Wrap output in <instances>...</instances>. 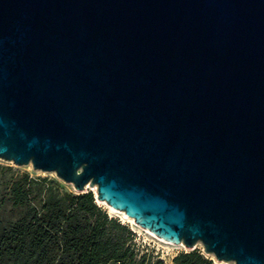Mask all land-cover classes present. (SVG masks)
Listing matches in <instances>:
<instances>
[{
	"label": "water",
	"instance_id": "water-1",
	"mask_svg": "<svg viewBox=\"0 0 264 264\" xmlns=\"http://www.w3.org/2000/svg\"><path fill=\"white\" fill-rule=\"evenodd\" d=\"M0 158L264 264V0H0Z\"/></svg>",
	"mask_w": 264,
	"mask_h": 264
},
{
	"label": "trees",
	"instance_id": "trees-1",
	"mask_svg": "<svg viewBox=\"0 0 264 264\" xmlns=\"http://www.w3.org/2000/svg\"><path fill=\"white\" fill-rule=\"evenodd\" d=\"M15 217L0 222V264H165L140 253L134 232L110 218L94 192H73L48 177L23 172L8 182ZM178 264H221L200 250L181 252Z\"/></svg>",
	"mask_w": 264,
	"mask_h": 264
},
{
	"label": "rangeland",
	"instance_id": "rangeland-1",
	"mask_svg": "<svg viewBox=\"0 0 264 264\" xmlns=\"http://www.w3.org/2000/svg\"><path fill=\"white\" fill-rule=\"evenodd\" d=\"M29 172L32 176L36 177H48L55 179L61 188L67 189L79 193L80 190H77L72 183L66 182L56 175L54 171H42L40 169H35L32 164L18 165L12 161L0 158V222L5 223L9 219L15 217L17 211H13L11 203L9 201V192H8V182L15 176L23 173ZM90 190L86 188L85 191ZM101 208L108 214L110 218H117L121 221V214L118 212H110L108 207L102 203L98 202ZM124 221V220H123ZM122 222V221H121ZM134 232V237L132 242H136L141 245L140 253L151 254L153 259L160 258L164 261L165 264H178L175 261V257L181 253L192 250H200L206 257L213 259L214 262L220 263L215 256L210 253H205L202 244H197L195 248H185L181 245L170 244L167 241H161L146 233L145 231H139L138 228L133 227V224L129 221L122 222ZM224 264H235L232 261H227Z\"/></svg>",
	"mask_w": 264,
	"mask_h": 264
},
{
	"label": "bare ground",
	"instance_id": "bare-ground-1",
	"mask_svg": "<svg viewBox=\"0 0 264 264\" xmlns=\"http://www.w3.org/2000/svg\"><path fill=\"white\" fill-rule=\"evenodd\" d=\"M91 188L93 191H97V187H96V185H94V186H87V188ZM98 202H102V203H104L107 207H108V209H109V211L110 212H118V213H120L121 214V219L122 220H124V221H129V222H131L132 224H133V227H135V228H138V230L139 231H145L146 233H149L150 235H152L153 237H155V238H157V239H160L161 241H167L168 243H170V244H177V245H181V246H183V247H185V248H188L184 243H182V242H180V243H174V242H172V241H168V240H166V239H164V238H162V237H160V236H158V235H156L155 233H153L152 231H150V230H148V229H145L143 226H141V225H139V224H137L136 222H135V220H134V218L133 217H131V216H129V215H127L126 213H125V211H123V210H119V209H115V208H113L111 205H109L105 200H99L98 199ZM197 244H202L201 242H198ZM197 244L195 245V247L197 246ZM210 254H212V253H210ZM213 255V254H212ZM214 256V255H213ZM215 258V257H214ZM220 262H222V263H226L227 261H220ZM233 262V261H232Z\"/></svg>",
	"mask_w": 264,
	"mask_h": 264
},
{
	"label": "built area",
	"instance_id": "built-area-1",
	"mask_svg": "<svg viewBox=\"0 0 264 264\" xmlns=\"http://www.w3.org/2000/svg\"><path fill=\"white\" fill-rule=\"evenodd\" d=\"M122 222H124L122 219H121Z\"/></svg>",
	"mask_w": 264,
	"mask_h": 264
}]
</instances>
